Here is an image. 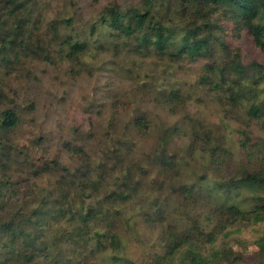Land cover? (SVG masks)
Here are the masks:
<instances>
[{
    "label": "rangeland",
    "instance_id": "374dc122",
    "mask_svg": "<svg viewBox=\"0 0 264 264\" xmlns=\"http://www.w3.org/2000/svg\"><path fill=\"white\" fill-rule=\"evenodd\" d=\"M111 4L179 33L197 24L208 45L169 55L105 30ZM253 105L264 51L221 13L202 19L188 0H0V112L17 119L0 129V264H177L170 244L193 224L229 253L220 264H257L264 219L223 229L211 213L214 181L263 165ZM258 194L234 200L248 209Z\"/></svg>",
    "mask_w": 264,
    "mask_h": 264
},
{
    "label": "trees",
    "instance_id": "16d2710c",
    "mask_svg": "<svg viewBox=\"0 0 264 264\" xmlns=\"http://www.w3.org/2000/svg\"><path fill=\"white\" fill-rule=\"evenodd\" d=\"M194 8L197 17L209 19L215 13H221L228 19H235L241 23L247 33L253 39V43L264 51V0H188ZM147 3V2H145ZM105 13L99 17L98 23L105 24L108 31L123 32L127 35L134 34L140 38L144 45H152L159 52L168 51L169 55L176 56L202 55V49L208 45V41L202 33L201 27L193 24L191 28L180 33L169 26L157 22L148 14L143 13L137 6H131L122 10L118 4L106 6ZM209 27V22H204ZM104 30V31H105ZM79 49L84 44L74 43ZM238 66V65H236ZM250 112L263 119L264 106L253 105ZM16 115L10 109L0 112V129H8L16 123ZM258 151V150H256ZM263 163L257 166L256 161L252 165H244L234 171H229L224 177L213 182V192L217 195L212 205L211 213L222 216L224 222L221 228L233 225L240 219L257 222L264 219V153L258 151L251 153L255 159L260 155ZM255 157V158H254ZM243 188L258 190L259 194L253 196L256 202L252 207L243 208L240 201L234 200L239 190ZM229 220V221H228ZM170 244L171 261L177 264H220L222 257L229 253L225 248L213 245L216 237L213 232H204L196 225H192L190 232L180 237H173ZM210 244V247L207 246ZM212 244V245H211ZM259 247V260L257 264H264V233L257 239ZM169 247V246H168ZM160 259V258H158Z\"/></svg>",
    "mask_w": 264,
    "mask_h": 264
}]
</instances>
